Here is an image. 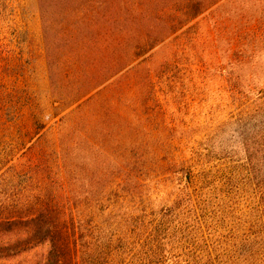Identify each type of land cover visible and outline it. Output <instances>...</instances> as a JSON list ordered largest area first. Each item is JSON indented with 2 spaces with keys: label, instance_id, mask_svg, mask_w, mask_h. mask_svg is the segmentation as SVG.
Masks as SVG:
<instances>
[{
  "label": "rangeland",
  "instance_id": "374dc122",
  "mask_svg": "<svg viewBox=\"0 0 264 264\" xmlns=\"http://www.w3.org/2000/svg\"><path fill=\"white\" fill-rule=\"evenodd\" d=\"M41 7V0H0V220L16 217L10 211L37 193V177L23 180L37 149L53 164L47 182L88 225L92 214L95 224L102 212L130 210L134 195L173 200L171 164L197 161L198 152L224 174L232 109L216 68L235 50L228 25L204 14L141 57L140 37L129 39L131 65L86 97L108 75L104 58L114 49L91 42L87 31L72 35L75 21L59 11L46 17L49 29ZM140 24L154 30L156 21ZM236 30V43L246 42V29ZM42 254L9 264H38Z\"/></svg>",
  "mask_w": 264,
  "mask_h": 264
},
{
  "label": "trees",
  "instance_id": "16d2710c",
  "mask_svg": "<svg viewBox=\"0 0 264 264\" xmlns=\"http://www.w3.org/2000/svg\"><path fill=\"white\" fill-rule=\"evenodd\" d=\"M41 2L49 29L54 24L46 23V17L59 11L65 20L75 21L72 35L87 31L91 42L119 52L104 58L102 69L108 75L86 97L131 65L129 39L140 37L134 55L141 57L204 14L216 26L228 25L236 35L235 50L216 73L226 82L232 111L225 125L232 141L222 176L198 152L197 161L171 164L172 182L178 186L173 200L134 195L130 210L118 217L102 212L95 224L92 214L90 225L62 189L47 182L52 161L44 149L35 150L23 180L31 183L37 177L39 187L17 211L9 210L16 217L0 220V240L7 239L0 259L9 264L42 251L38 264H264V0ZM153 20L154 30L141 31L140 23ZM238 28L246 29V42L236 43L242 40Z\"/></svg>",
  "mask_w": 264,
  "mask_h": 264
}]
</instances>
